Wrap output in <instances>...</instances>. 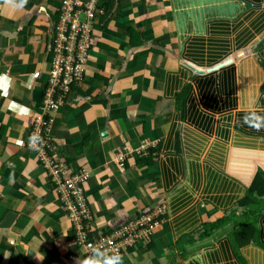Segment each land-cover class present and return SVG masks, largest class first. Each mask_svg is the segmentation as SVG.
<instances>
[{
  "label": "crops",
  "instance_id": "0c3cea01",
  "mask_svg": "<svg viewBox=\"0 0 264 264\" xmlns=\"http://www.w3.org/2000/svg\"><path fill=\"white\" fill-rule=\"evenodd\" d=\"M61 1L0 9V74L11 77L7 93L0 91V264L85 258L27 146L42 112ZM98 4L84 79L51 128L57 157L88 174L90 234L162 208L153 236L125 252L123 264H264V213L259 241L240 252L229 232L183 252L186 238L237 211L256 173H264V128L242 119L264 116V0ZM217 173L236 188L218 193Z\"/></svg>",
  "mask_w": 264,
  "mask_h": 264
},
{
  "label": "built area",
  "instance_id": "2783aa9c",
  "mask_svg": "<svg viewBox=\"0 0 264 264\" xmlns=\"http://www.w3.org/2000/svg\"><path fill=\"white\" fill-rule=\"evenodd\" d=\"M98 2L99 0L61 1L55 33L50 42L51 58L42 112L34 120L30 133L42 138L44 143L39 148H34L27 142V146L38 154L52 190L72 225L75 244L83 250L85 257L94 247L107 250L109 254L119 252L122 256L143 240L151 238L166 214L162 208L142 212L134 221L90 238L93 217L84 191L88 174L74 172L56 155L51 128L55 115L63 107L72 87L79 85L84 79V64L91 49L90 25L96 14L100 13ZM125 158L124 154L118 156L120 166L124 165Z\"/></svg>",
  "mask_w": 264,
  "mask_h": 264
},
{
  "label": "trees",
  "instance_id": "16d2710c",
  "mask_svg": "<svg viewBox=\"0 0 264 264\" xmlns=\"http://www.w3.org/2000/svg\"><path fill=\"white\" fill-rule=\"evenodd\" d=\"M58 17V13H57ZM57 19V18H56ZM57 21V20H56ZM264 44V42H263ZM211 179L215 180L217 192L220 193L226 189V186L234 189L235 186L231 185L229 178L216 174L211 176ZM264 173L259 170L254 176L246 197L240 200L237 205V211L235 210L231 214L225 215L223 218L216 222L205 224L198 232L196 237L186 238L183 245V252H187L188 245H193L198 242L210 239L218 231L224 230L230 225L235 227L227 234L233 246L237 252L242 249L253 245L254 241L259 238V229L257 225L251 222L254 218H260L261 213H264ZM258 207V209L256 208ZM246 219V220H244ZM93 237L90 235V238ZM188 256L192 253H187Z\"/></svg>",
  "mask_w": 264,
  "mask_h": 264
},
{
  "label": "clouds",
  "instance_id": "9594fccd",
  "mask_svg": "<svg viewBox=\"0 0 264 264\" xmlns=\"http://www.w3.org/2000/svg\"><path fill=\"white\" fill-rule=\"evenodd\" d=\"M27 3L28 0H0V9L15 13L22 11ZM10 84L11 77L7 73L0 74V91L6 94ZM28 112L29 110L25 108L22 114H28ZM242 119L244 124L256 131L264 128V116L256 112H250ZM28 143L30 147L39 148L44 141L36 134H32L29 136ZM78 264H123V257L119 252L109 254L107 250L94 247L84 259L78 261Z\"/></svg>",
  "mask_w": 264,
  "mask_h": 264
},
{
  "label": "water",
  "instance_id": "95a60500",
  "mask_svg": "<svg viewBox=\"0 0 264 264\" xmlns=\"http://www.w3.org/2000/svg\"><path fill=\"white\" fill-rule=\"evenodd\" d=\"M235 227V225H230L227 228H225L224 230H222L220 233H218L216 236H214L213 238H210L208 240H205L201 243H198L196 245H194V247H192L190 250L192 249H196V248H200V247H204V245H207L217 239H219L220 237L224 236L225 234H227L228 232H230L233 228Z\"/></svg>",
  "mask_w": 264,
  "mask_h": 264
},
{
  "label": "rangeland",
  "instance_id": "374dc122",
  "mask_svg": "<svg viewBox=\"0 0 264 264\" xmlns=\"http://www.w3.org/2000/svg\"><path fill=\"white\" fill-rule=\"evenodd\" d=\"M256 208L258 209V207H256ZM244 220H246V219H244ZM251 222H253L255 225H257V227L259 229V227H260V218H254V219L251 220ZM255 241L258 242L259 238H257ZM260 245H262V242H261Z\"/></svg>",
  "mask_w": 264,
  "mask_h": 264
}]
</instances>
